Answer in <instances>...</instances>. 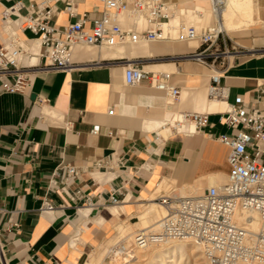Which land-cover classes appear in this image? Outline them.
I'll list each match as a JSON object with an SVG mask.
<instances>
[{"label":"crops","instance_id":"0c3cea01","mask_svg":"<svg viewBox=\"0 0 264 264\" xmlns=\"http://www.w3.org/2000/svg\"><path fill=\"white\" fill-rule=\"evenodd\" d=\"M15 1L0 0V35L2 12ZM20 1L24 14L29 4L41 0ZM167 1L204 11L202 18L194 20L197 27L209 18V0ZM76 2L78 14L86 11L93 17L100 11L97 0ZM252 4L254 21L262 23L227 31L234 33L230 39L242 53L223 74L221 84L226 88V102L242 96L247 105L264 109V102L257 100L258 83L264 82V0H252ZM55 8L51 22L58 27L77 17L69 15L62 2H56ZM183 12L174 15L184 23ZM21 36L32 43L35 38L29 30ZM162 41L173 43L147 53L174 55L197 46L195 40ZM132 55L130 44L111 48L79 45L75 60L88 62L67 71H36L27 94L0 91V251L6 264H85L89 252L112 234L119 220L142 211L141 201L163 180L184 186L204 182L211 173L228 174L229 148L216 139L230 131L218 120L226 103L208 98L211 69L188 61L153 62L173 72L172 82L181 94L172 102L145 82L125 84L124 61ZM205 109L210 114L201 131L183 132L191 128L188 125L177 131L170 128L180 112ZM67 122L69 129L65 128ZM165 122L168 125L160 128ZM93 127L95 134L90 132ZM112 153L123 163L111 170L96 166ZM67 164L76 166L78 174L64 187L51 183L53 177L58 179L53 171ZM76 187L93 198L94 207L70 199ZM112 188H120L117 195L125 197L120 204L125 211L119 215L110 211L112 205H105ZM46 200L53 209H42Z\"/></svg>","mask_w":264,"mask_h":264},{"label":"built area","instance_id":"2783aa9c","mask_svg":"<svg viewBox=\"0 0 264 264\" xmlns=\"http://www.w3.org/2000/svg\"><path fill=\"white\" fill-rule=\"evenodd\" d=\"M209 1L214 23L197 27L181 22L177 26L176 37L172 35L171 20L174 13L183 8L167 0H97L100 11L93 17L86 11L78 14L76 0H53L52 3L41 0L29 4L24 14L20 10L25 6L17 0L2 12L1 92L27 94L36 71H67L88 62L75 60L74 50L79 44L111 48L173 38L195 40L198 44L192 50L162 55L158 59L191 61L211 69L208 98L224 99L226 103L225 109L218 112V120L230 131L216 136L229 148L227 161L230 170L226 181L211 185L198 195H181L176 186L168 191L161 190L153 199L166 208L159 229L136 230L129 243L120 238L108 248V256L125 260L134 254V249L142 246L168 239H189L199 245L210 264H264V109L247 105L242 96L226 102V88L221 84V78L231 64L239 61L242 51L222 25L221 11L225 0ZM56 2H62L64 10L71 16L77 15L76 19L62 27L54 25L51 21L56 13ZM25 30L35 35L34 41H39L38 53L31 50L32 42L21 36ZM227 40L231 42L230 47ZM172 74L165 70L145 69L142 57L124 61L126 85L145 82L164 92L173 102L179 98L181 89L172 82ZM257 93V100L264 102V82L258 83ZM180 114L181 119L177 123L194 124L193 130L187 128L183 132L195 133L207 124L210 111H184ZM165 125L168 123L161 124L160 128ZM65 128H70L69 122ZM170 128L178 130L173 125ZM90 132L95 134L97 129L93 127ZM122 163V158L112 153L108 158L97 161L96 166L111 170ZM77 174L76 166L64 165L53 171L58 179L53 177L51 183H63L64 187ZM117 193H121L120 188L110 189L105 205H120L125 200ZM69 196L73 202L86 207L96 204L82 187L74 188ZM42 209H53V204L46 200ZM254 214L260 222L257 231L252 228ZM0 263L6 264L1 251Z\"/></svg>","mask_w":264,"mask_h":264},{"label":"bare ground","instance_id":"6f19581e","mask_svg":"<svg viewBox=\"0 0 264 264\" xmlns=\"http://www.w3.org/2000/svg\"><path fill=\"white\" fill-rule=\"evenodd\" d=\"M252 7H253L252 0H225L222 11H221V19H222V25H223L224 29L226 31H231L232 29L239 28L240 26L238 24H236L237 23L236 20H238V19H240L243 22H251V21L254 22ZM210 13H213L212 8L210 10ZM183 14H184L183 20H184V23L186 25L191 24V23L193 24L195 18H202L204 15L201 10H198V9L195 10L193 8L192 9L191 8L190 9L189 8L184 9ZM181 21H182V19L180 18V16L173 15V18L171 20V24L173 25L172 31L175 30L176 26L179 25L181 23ZM36 41L37 40H35L32 43V45ZM79 45H84V44H79ZM79 45H77V46H79ZM88 45H90V44H88ZM156 47L157 46L150 44L148 41H139L138 43L133 44V45L130 44L131 53H133V54L134 53H147V52L150 53V52L155 51ZM31 50L34 53H38L39 41H37V44L34 47H32ZM144 67L147 68V70L167 69L164 66L153 63V62L145 64ZM215 99H219V98H215ZM179 119H181L180 113L177 115L176 120H175L174 126L176 128H180V127L186 125L184 123H177V120H179ZM188 126L191 127L190 130L194 129V124H188ZM224 176L225 175H223V174L211 173V174L207 175V179H209L210 182L215 183V185H219L218 183H216V181L218 180V178H221ZM226 178H227V175H226ZM165 180H167V179H165ZM155 184H156V182H155ZM186 185L189 186L190 188H192L189 192H196V190H198V188L196 187L198 185L197 183L186 184ZM160 186H161V182L158 184V186L156 188H154L155 190L153 192H151L149 197L146 196L147 197L146 199H144V200L142 199L143 202L146 201L147 206L141 212H139L137 214V217H138L137 220H135L134 222H130L129 224L127 223L128 227L126 226V228L129 231L128 237L134 238V233L136 230H149L150 229L153 231H157L159 229L160 220H161V217L165 214L166 208L162 204L153 200L155 197V195H153V194L156 192V190ZM176 187H178V186H176ZM170 189H168V190H170ZM178 189H179L181 195H187V194L182 193V191L179 187H178ZM193 195H198V194H193ZM142 197H143V195H142ZM155 204L160 205V207L163 209V214L161 215V217L158 220L155 219V217H156L155 215L157 214V211H158L157 208L155 207ZM110 211L115 215H119L121 212L125 211V207L121 206V205L120 206L112 205L110 207ZM101 218L102 217L100 216L99 219H101ZM99 219H98V222L101 221ZM119 224L118 225L116 224L117 225L116 228L121 225V224L120 225ZM122 226H123V224H122ZM259 227H260L259 219H258L257 215L254 214L253 219H252V228H253V230L257 231L259 229ZM126 234L127 233H125V235ZM130 238H128L129 241L131 240ZM189 246H191L192 248H195L193 250V252H195V250L199 248L198 244H196L194 241L189 240V239H185V240L168 239L164 242L150 244L148 246H142L138 249L137 248L134 249L133 250L134 254H132L130 256L131 259L134 256L137 257V259L134 262H130L131 261L130 258H126L123 261L124 263H122V261H121V263L118 262L117 259H120V258H113V260L111 262L113 264H186V263H183V255H184V253H186L185 250H187L189 248ZM85 264H90V261H87Z\"/></svg>","mask_w":264,"mask_h":264},{"label":"rangeland","instance_id":"374dc122","mask_svg":"<svg viewBox=\"0 0 264 264\" xmlns=\"http://www.w3.org/2000/svg\"><path fill=\"white\" fill-rule=\"evenodd\" d=\"M255 2H256V0H255ZM180 7H182L183 9H186V8L187 9L188 8L189 9L190 8L192 9V8H194V7H191L190 5H181ZM208 7L211 10V3H210V1L208 3ZM202 12L205 13L204 11H202ZM239 20L240 19L236 20V22H237L236 24H238L240 26L237 29L246 28V27H248L249 24H261L262 23V21H258V19H256L254 22L253 21H251V22H243V21H241V20L239 21ZM214 21H215L214 15H213V13H210L209 18L207 20L204 19L203 21H201L198 24V27H203V26H206V25H212L214 23ZM227 34L231 38L234 35L233 32H229V33L227 32ZM186 42H188V41H181V43H186ZM149 43L152 44V45H154V46L159 47L161 45H166V44L168 46H170L173 42H169V41L168 42H166V41H154V42H149ZM196 44H198V41H195L194 42V45H196ZM227 44L230 47V45H231L230 40H227ZM81 48H84V47L82 46ZM177 50H179V49H175V51H177ZM155 53H157V52H154V53H151V54H148V53H134L132 56H133V58L134 57H142L144 65L147 64V63H152V62L166 61L165 59H158V57H161V55H155ZM189 62L192 63V65H195L196 67L204 68L202 65H200L198 63L191 62V61H189ZM145 69H147V68H145ZM152 70H166V71H170L169 69H152ZM225 180H226V176L221 177V178H218V180L216 181V183L220 184V183L225 182ZM197 184L198 185L196 187L198 188V190H196V192H189L192 188H190L187 185H185V186H178V187L181 189L182 193L187 194V195H193V194H200V193H202L204 191V189L206 187H209L211 185H215V183L210 182L209 179L208 180L206 179L204 182H198ZM173 186H176L173 181L163 180L161 182V186L156 190V192L153 195L158 194L161 190H166L167 191L168 189H170ZM141 202H142L141 203V207H142V210H143L147 205H146V201H144V202L141 201ZM155 207L158 210L157 211V214L155 215L156 216L155 219L158 220L161 217V215L163 214V209L158 204H155ZM137 218H138L137 215H135V216H129V217H127L126 220H119L118 222L121 225L119 224L120 226H118L117 229H116V224L118 222L113 226V232H112V234L108 238H106L105 240H103V242H101L100 244L96 245L94 247V249H92V251L89 252V254L87 255V258L84 261V263L89 258L88 261H90V264H113L111 261L115 257L114 256L111 257V256H108L107 255L108 248L111 245H114L120 238H124L125 240H127L128 243L131 240H133V238L128 237V232L129 231L126 228V226L130 222H134L135 220H137ZM122 224H123V226L125 228L122 226ZM125 233H127V234L125 235ZM128 238H130L131 240L129 241ZM103 243H104V246L101 247L100 245L101 244L103 245ZM194 249L195 248H192L191 246H189V248L187 250H185L186 253H184V255H183V263H186V264H210L205 259L204 255H203V253H202V251L200 249V247L198 248L199 250L196 249L197 251L195 250V252H193ZM94 250H95V252H94ZM90 254H91V256L89 257ZM135 257L136 256L132 257V259L130 257H128V258H130V260H131L130 262H134L137 259V257L136 258ZM117 260H118L119 263H121V261H122V263H124L123 262L124 261L123 259H117Z\"/></svg>","mask_w":264,"mask_h":264},{"label":"water","instance_id":"95a60500","mask_svg":"<svg viewBox=\"0 0 264 264\" xmlns=\"http://www.w3.org/2000/svg\"><path fill=\"white\" fill-rule=\"evenodd\" d=\"M33 97H34V94L31 95V98H33Z\"/></svg>","mask_w":264,"mask_h":264}]
</instances>
